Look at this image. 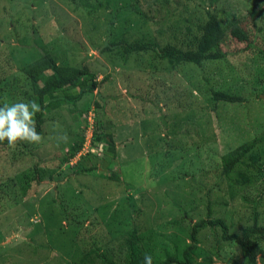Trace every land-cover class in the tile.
<instances>
[{
  "label": "rangeland",
  "instance_id": "rangeland-1",
  "mask_svg": "<svg viewBox=\"0 0 264 264\" xmlns=\"http://www.w3.org/2000/svg\"><path fill=\"white\" fill-rule=\"evenodd\" d=\"M207 12L226 32L221 59L200 67L150 51L127 62L119 49L100 51L120 40L192 49L188 29ZM43 54L91 78L75 103L63 96L79 88L45 112L42 143L0 148V264H81L97 246H117L122 258L118 245L132 228L153 238L148 247L161 259L190 244L195 222L216 218L240 242L206 227L200 257L217 251L213 264H244L260 256L263 176L239 166L226 178L221 158L264 133V0H0V105L30 101L20 70ZM211 90L243 102H215ZM62 133L67 143L57 142ZM96 136L111 137L115 154L102 142L92 147ZM257 152L264 157V145Z\"/></svg>",
  "mask_w": 264,
  "mask_h": 264
},
{
  "label": "trees",
  "instance_id": "trees-1",
  "mask_svg": "<svg viewBox=\"0 0 264 264\" xmlns=\"http://www.w3.org/2000/svg\"><path fill=\"white\" fill-rule=\"evenodd\" d=\"M200 21L193 28L188 29L192 34V49L183 50L171 44H165L158 48L151 41L143 42L136 40L133 43H128L126 40H120L116 43L105 44L100 48V51L112 52L119 49L124 62H127L133 53L150 51L154 52L159 60L166 61L173 66L194 64L200 67L204 61L221 59L222 55L217 50V47L223 41L226 32L225 28L220 25L215 13L207 12L204 20ZM229 33L239 41L245 40L239 28H233ZM20 73L22 74L24 83L30 87L29 89L32 94L30 101L35 100L41 105V111L35 116L36 131L39 134H41V129L44 124L45 112L61 106V94L63 92L79 88L78 93L63 96L69 103H75L87 91L85 82H83L84 77L90 76L89 70L86 68L57 65L54 59L48 54H43L40 58L24 65ZM94 89H96V83H92L88 91L92 92ZM211 94L215 102L221 101L232 104L243 102L241 97L220 91L211 90ZM22 143H18L16 147L21 146L24 149V144L22 145ZM99 143L107 147V153L115 154L111 137L107 136L102 139L96 136L91 146L96 147L100 145ZM261 145H264V133L249 143L243 144L232 152L222 156V176L228 178L234 169L241 166L247 170H259L264 179V157L257 152V148ZM81 146L82 140H79L74 146L69 148V155L67 157L74 158L80 152ZM7 147H9L7 141L0 143V148L4 149ZM86 171H91V169L89 168ZM111 178L118 180L115 173L111 175ZM241 183L246 184L245 177H243ZM210 213L211 211L209 209L208 216ZM206 227L210 229H221V238L224 241L232 240L236 243L240 242L237 235L229 233L228 226L221 218L199 220L191 227L189 233L190 244L183 246L181 249L174 244L172 251L165 249L163 250L162 258L156 259L148 247L153 238L151 236L146 238L140 237L137 231L132 228L126 234L122 235V239L119 242L118 249L122 253V258L116 255L118 252L116 250L117 246L109 247V249L107 247L100 248L97 246L83 254L81 264H143V259L146 254L152 256V264H213V257L218 258V252L216 251L213 254L200 257L199 248L197 247V236ZM244 264H264V251H262L258 258L255 256L248 257L244 261Z\"/></svg>",
  "mask_w": 264,
  "mask_h": 264
},
{
  "label": "clouds",
  "instance_id": "clouds-1",
  "mask_svg": "<svg viewBox=\"0 0 264 264\" xmlns=\"http://www.w3.org/2000/svg\"><path fill=\"white\" fill-rule=\"evenodd\" d=\"M41 105L35 100L12 102L0 105V143L7 141L9 147L18 143L40 144L43 137L36 131L35 116ZM57 142L67 143V135L57 136ZM143 264H152V256L146 254Z\"/></svg>",
  "mask_w": 264,
  "mask_h": 264
}]
</instances>
